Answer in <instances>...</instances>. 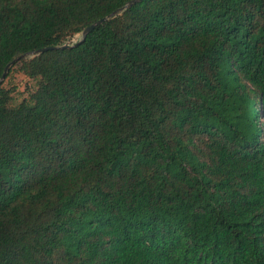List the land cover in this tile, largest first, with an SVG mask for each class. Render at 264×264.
I'll return each mask as SVG.
<instances>
[{
  "label": "trees",
  "instance_id": "1",
  "mask_svg": "<svg viewBox=\"0 0 264 264\" xmlns=\"http://www.w3.org/2000/svg\"><path fill=\"white\" fill-rule=\"evenodd\" d=\"M128 1L0 0V78ZM0 264H264V0H140L16 62Z\"/></svg>",
  "mask_w": 264,
  "mask_h": 264
},
{
  "label": "water",
  "instance_id": "2",
  "mask_svg": "<svg viewBox=\"0 0 264 264\" xmlns=\"http://www.w3.org/2000/svg\"><path fill=\"white\" fill-rule=\"evenodd\" d=\"M140 0H130L128 1L124 6L116 9L115 11H113L111 14H109L108 16L99 19L98 21L90 24L89 26H87L86 28L83 29V31L80 33V38L76 41H68L66 43H63L61 45H49L46 47H42L39 49H36L34 51H29L26 52L18 57H16L14 60H12L5 68L3 75L0 78V85L4 82V80L6 79L9 70L11 69V67L13 65H15L16 62H18L19 60L23 59V58H27V57H35L37 55H40L43 52L49 51V50H56V49H67V48H71L73 46H77L80 43H82L87 35L93 31L94 29H96L98 26L102 25L103 23H105L106 21H108L111 18H114L118 15H120L121 13H123L125 10L129 9L130 7H132L135 3H137Z\"/></svg>",
  "mask_w": 264,
  "mask_h": 264
},
{
  "label": "rangeland",
  "instance_id": "3",
  "mask_svg": "<svg viewBox=\"0 0 264 264\" xmlns=\"http://www.w3.org/2000/svg\"><path fill=\"white\" fill-rule=\"evenodd\" d=\"M80 33L75 35L71 40V42L76 41L80 38ZM5 86L7 88L13 89V95L17 102H20L23 98L27 97L29 93V89L34 86L33 81H31L27 76L23 73L17 71L13 73V75L8 78L5 82Z\"/></svg>",
  "mask_w": 264,
  "mask_h": 264
}]
</instances>
